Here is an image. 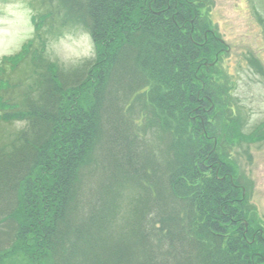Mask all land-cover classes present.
I'll return each mask as SVG.
<instances>
[{
    "label": "trees",
    "instance_id": "16d2710c",
    "mask_svg": "<svg viewBox=\"0 0 264 264\" xmlns=\"http://www.w3.org/2000/svg\"><path fill=\"white\" fill-rule=\"evenodd\" d=\"M56 1L96 55L68 78L42 75L25 129L0 142V260L264 263L251 185L210 142L222 143L206 113L222 96L200 69L216 43L205 0ZM137 107L165 144H133Z\"/></svg>",
    "mask_w": 264,
    "mask_h": 264
},
{
    "label": "rangeland",
    "instance_id": "374dc122",
    "mask_svg": "<svg viewBox=\"0 0 264 264\" xmlns=\"http://www.w3.org/2000/svg\"><path fill=\"white\" fill-rule=\"evenodd\" d=\"M52 3L0 0L1 143L25 129L24 103L39 99L42 75L68 78L83 71L96 55L90 32L60 14L56 0ZM205 4L201 15L216 43L200 69L208 67L206 72L222 96L219 106L212 103L206 112L222 143L210 142L223 144L224 161L233 169L234 178L251 185L253 216L264 231V0H205ZM128 117L133 144H165L149 131V121L138 107ZM88 174L86 191L90 185L96 188L103 172L94 165ZM0 264L26 263L18 252Z\"/></svg>",
    "mask_w": 264,
    "mask_h": 264
}]
</instances>
